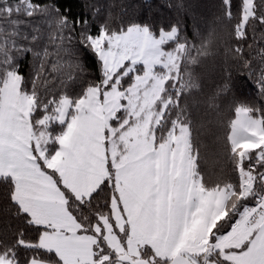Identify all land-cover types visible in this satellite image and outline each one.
I'll return each mask as SVG.
<instances>
[{
    "label": "snow or ice",
    "instance_id": "1",
    "mask_svg": "<svg viewBox=\"0 0 264 264\" xmlns=\"http://www.w3.org/2000/svg\"><path fill=\"white\" fill-rule=\"evenodd\" d=\"M76 7L0 0V264H264V0L217 5L259 105L230 74L205 94L212 33L185 0L117 24Z\"/></svg>",
    "mask_w": 264,
    "mask_h": 264
},
{
    "label": "trees",
    "instance_id": "2",
    "mask_svg": "<svg viewBox=\"0 0 264 264\" xmlns=\"http://www.w3.org/2000/svg\"><path fill=\"white\" fill-rule=\"evenodd\" d=\"M82 0H68L73 5V11L79 12L80 8L76 7ZM179 0H88V3H100L105 6V18L108 12L112 14V23L117 24L121 19L122 12L126 13L123 19H166L175 18L177 13L169 5H175ZM186 3L193 5V8L187 13H180L181 18L187 25L189 33L197 30L202 38L208 37L212 33V43L208 47V54L200 58L197 67V74L200 77L206 95H210L217 84L223 82L229 74L232 82L236 85L233 88L234 95L241 101L249 104L259 105L261 98L253 81H246L247 70L241 65L225 58L224 47L227 39V28L223 22L217 19L219 11L217 5L219 0H185ZM86 72L94 73V68L90 61H85ZM249 85H252L249 87ZM204 99V98H201ZM201 112L204 116L206 130L219 133L216 126L217 114L202 105ZM232 116L229 104L224 103L219 118L227 121ZM205 141L211 145L212 137L206 133Z\"/></svg>",
    "mask_w": 264,
    "mask_h": 264
}]
</instances>
